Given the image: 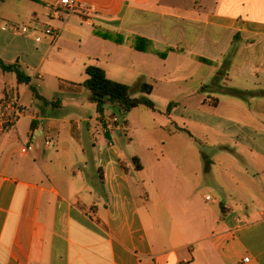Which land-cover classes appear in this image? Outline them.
I'll return each mask as SVG.
<instances>
[{
  "label": "crops",
  "instance_id": "obj_1",
  "mask_svg": "<svg viewBox=\"0 0 264 264\" xmlns=\"http://www.w3.org/2000/svg\"><path fill=\"white\" fill-rule=\"evenodd\" d=\"M58 1L0 4V60L35 73L28 85L10 73L0 86L27 110L0 139V264H264V0H80L85 10L65 20L49 14ZM41 17L59 32L54 43ZM12 24L30 32L12 35ZM87 66L131 97L152 86L156 111L138 115L164 140L182 137V171L162 148L151 158L157 141L136 122L139 108L96 112ZM113 116L121 123L104 133ZM190 126L214 136L180 131ZM135 133L138 144L121 142ZM192 150L203 172L223 166L246 195L224 204L203 195ZM165 161L170 169L157 167ZM162 177L174 184L161 191Z\"/></svg>",
  "mask_w": 264,
  "mask_h": 264
},
{
  "label": "rangeland",
  "instance_id": "obj_2",
  "mask_svg": "<svg viewBox=\"0 0 264 264\" xmlns=\"http://www.w3.org/2000/svg\"><path fill=\"white\" fill-rule=\"evenodd\" d=\"M27 6V5H26ZM41 21L43 23V28H45L46 26L49 25L48 20L46 18H42L41 17ZM72 51L73 48H71ZM55 52L53 54H51L49 56L48 61L49 62H55V58L54 55ZM21 71H25L24 73L27 75L28 72H26V70L23 68L21 69ZM2 75L5 76V79H2ZM29 76H31V78L34 79V72H30V74H28ZM12 74L10 73H5L3 74L0 71V86L2 85L3 81H5L6 83L9 84L10 82V78H11ZM59 79H64L63 76L61 74H59L57 76ZM225 90H223L226 93V89H228L227 87H224ZM227 94V93H226ZM142 96V94H141ZM140 97V96H138ZM155 99H157V101H160L161 96H159L158 94H154ZM153 97V99H154ZM137 98V97H134ZM148 98L150 99V95L148 96ZM151 100V99H150ZM152 101V100H151ZM153 102V101H152ZM155 105V104H154ZM114 111V110H113ZM112 109L108 106H105L103 112L107 115L111 114ZM140 112H145L146 114H150L149 110L145 109V108H139L138 110L133 111V115L136 118V122H139V119H141L142 121H144L147 125V127L149 128V137L152 141H157L155 146L151 145L149 147H151L152 152L155 154L154 157L151 156V158H159V148H162L165 152V155L168 157V159L171 161V163H174L177 165V163H181L179 167H181V171H182V162H178L179 159H182L183 156V146L182 144L179 142L180 138L182 137H166L164 140V136L162 133H159V131L154 127V124L149 120V118H142V115L139 116L138 114H140ZM139 116V118H138ZM149 116V115H148ZM188 130L190 131L189 134L190 136H192L195 139H200L201 137H209L212 138L214 135L210 132H206L205 130H202L198 127L195 126H190L188 128ZM137 133H135L134 135L129 134L127 137L122 136L121 137V142L123 144L128 143V139L130 138L132 141H134L135 144H138V139L136 136ZM188 138V137H187ZM160 139H163L165 141V145L160 146ZM167 139V140H166ZM146 140H149V138L147 137ZM194 144V141H192ZM148 144H151V142H148ZM159 144V145H158ZM194 146V145H193ZM192 154H191V166H192V170H195V172L197 173V180H198V185L202 188V194L203 195H209L211 198H213L214 200L220 201V203L224 204L227 202H232L233 200H237L238 196H243L246 195L245 192L242 191L241 188H236L234 186V183H232V179L230 176V173H227L226 171L224 172V167L222 166L221 168H219L218 166H213L211 171H209L208 173L203 172L202 171V164L203 161L200 159V157L197 154V151L192 150ZM221 158H223V165L227 164V160L230 159V156H226L225 154L223 155H219ZM160 167V169H170V165L168 164L167 161L163 162L161 164V166H157ZM174 182L171 179H166L164 177H162V179L160 180V187H169L170 185H173ZM234 188L238 191V193L234 190ZM244 190V189H243ZM161 191H162V187H161ZM235 192L237 193L236 195ZM244 193V194H243ZM247 193V192H246ZM161 229L166 231L168 236H173L172 234V225L168 220H161ZM164 235V234H163ZM185 236L184 238L186 239V241L188 242V237L187 235H183ZM164 239V238H163ZM188 247H195L194 245L190 244L188 245Z\"/></svg>",
  "mask_w": 264,
  "mask_h": 264
},
{
  "label": "trees",
  "instance_id": "obj_3",
  "mask_svg": "<svg viewBox=\"0 0 264 264\" xmlns=\"http://www.w3.org/2000/svg\"><path fill=\"white\" fill-rule=\"evenodd\" d=\"M3 1L4 0H0V4ZM0 69L4 73H13L18 85H28L30 83V77L20 70V67L17 63L9 65L0 60ZM84 73L87 76V79L82 85L88 91L89 102L95 106L96 112L99 115L103 113V109L108 105L115 107L116 114L120 117H124L131 110L137 108H145L152 112L156 111L154 103L148 98L152 92L151 85L142 84L139 88L142 96L134 98L130 96L128 86L108 79L104 70L101 68L97 66H87L84 69ZM30 91L36 98L41 99L32 87H30ZM245 93L246 92L230 90V94L239 97L245 95ZM261 95H264V92H261ZM174 107L175 104H170L165 114L169 115ZM180 131H183L188 136H190L189 132L185 130ZM131 161L137 163L139 160L137 158H132ZM135 168L136 170H140L141 166L137 164Z\"/></svg>",
  "mask_w": 264,
  "mask_h": 264
},
{
  "label": "built area",
  "instance_id": "obj_4",
  "mask_svg": "<svg viewBox=\"0 0 264 264\" xmlns=\"http://www.w3.org/2000/svg\"><path fill=\"white\" fill-rule=\"evenodd\" d=\"M85 9L80 0H59L58 3L49 8V14L52 18L65 20L72 16L76 12H83ZM7 30L15 36L27 35L30 32V28L24 25H9ZM43 36L48 37L52 43H54L59 35V32L51 27H46L42 29ZM39 41V38L36 39ZM27 113L25 107L17 100L16 97H6L0 95V139L4 136L6 132L11 130L15 123ZM120 120L113 116L109 119H105L101 127L104 133L115 131L117 125L120 124ZM34 140V136H31V141ZM46 146L51 144L50 140L45 141ZM32 150V145L26 147L24 152H30ZM207 201L210 200L209 197L205 198ZM248 258H244L242 263L247 264Z\"/></svg>",
  "mask_w": 264,
  "mask_h": 264
}]
</instances>
